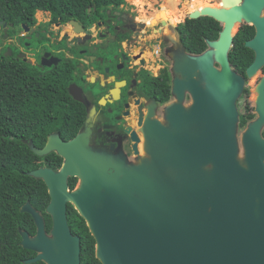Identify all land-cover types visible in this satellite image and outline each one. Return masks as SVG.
<instances>
[{"label":"water","instance_id":"obj_1","mask_svg":"<svg viewBox=\"0 0 264 264\" xmlns=\"http://www.w3.org/2000/svg\"><path fill=\"white\" fill-rule=\"evenodd\" d=\"M222 3L223 9L191 15V20L213 18L225 29L209 44L210 51L176 54L177 101L165 108L164 122L150 110L144 156L137 147L135 162L96 150L89 132L69 142L52 135L42 150L25 142L40 158L56 153L65 160L60 172L30 174L49 190L46 213L53 225L47 233L43 215L30 203L22 208L37 227L35 236L21 231L22 247L37 254L25 264H81V239L70 229L68 204L85 220L102 264H264V77L257 88V118L242 135L240 159L237 104L246 79L229 60L235 26L245 21L259 26L258 38L246 45L257 53L247 78L264 66L259 18L264 0ZM7 27L0 23V29ZM187 93L189 106L184 105ZM69 178L80 179L72 193Z\"/></svg>","mask_w":264,"mask_h":264},{"label":"flooded vegetation","instance_id":"obj_2","mask_svg":"<svg viewBox=\"0 0 264 264\" xmlns=\"http://www.w3.org/2000/svg\"><path fill=\"white\" fill-rule=\"evenodd\" d=\"M164 3L169 1L159 0L156 5L148 3L143 7L148 14L149 11H156L153 18L145 16L150 21L139 19V5L126 2L120 9H109L101 16L89 11L83 19L69 21L60 19L53 22L50 13L39 19L37 12L35 24L21 25L7 33L0 32V55L13 58L16 63L26 64L40 76L52 75L62 79L67 84V95L72 102V117L77 118L78 130L75 134L63 136L57 131L49 135L43 145H36L33 141L30 143L42 150L52 135L69 142L81 133L89 132L90 144L96 150L115 155L124 154L130 162H135L138 158L135 147L142 155L141 136L150 110L153 108L158 118L164 116L168 105L177 101L173 93L176 79L174 60L180 51L184 50L189 54L182 44L181 31L196 12L188 14L184 20H177L162 11ZM210 3L211 6L217 5L219 9H223L222 0H212ZM202 18L214 20L210 17ZM259 18L264 20V7ZM175 22L181 25L180 29ZM217 23L221 27L219 38L215 41L206 40L207 49L204 53L211 50L209 44L218 41L225 29L224 23ZM236 28L234 41L238 34H245L251 29V37L245 41L246 48L248 42L259 36V26L256 23L248 24L243 21L237 23ZM252 52L251 65L257 57V53ZM215 67L220 68V65L215 63ZM249 67L244 73L237 72L232 67L246 79V85L250 81L247 78ZM259 73L262 75L255 83L257 88L264 77V66ZM257 88L254 104L258 98ZM167 92L170 99L162 103ZM191 103L192 98L187 93L184 105L189 106ZM254 112L256 119V107ZM37 163L41 166L35 171L48 169L60 172L65 160L52 153ZM79 185V178H69L68 192H74ZM47 191L49 194L48 188ZM70 207L74 208L72 204H68V209Z\"/></svg>","mask_w":264,"mask_h":264},{"label":"trees","instance_id":"obj_3","mask_svg":"<svg viewBox=\"0 0 264 264\" xmlns=\"http://www.w3.org/2000/svg\"><path fill=\"white\" fill-rule=\"evenodd\" d=\"M125 3V0H0V23L7 24L6 31L10 32L21 25L35 24L37 12L50 13L53 22L69 21L83 19L89 11L101 16ZM220 31V25L212 19L189 20L181 31V41L189 54L202 55L207 49L206 40H217ZM250 37L251 29L238 34L230 52L231 65L240 73L253 61V52L245 47ZM66 87L62 79L40 76L26 64L0 55V264H25L37 256L21 245V231L30 236L37 233L32 216L21 212L26 204L30 203L43 215L47 233L52 230V218L46 213L51 201L46 185L30 176L41 166L37 162L42 158L25 142L43 145L54 132L63 136L77 132V118L72 117ZM169 99L167 92L162 103ZM255 117L254 109L246 103L240 127L246 128ZM68 223L73 235L81 239V264H102L96 258L95 239L73 207L68 209Z\"/></svg>","mask_w":264,"mask_h":264},{"label":"rangeland","instance_id":"obj_4","mask_svg":"<svg viewBox=\"0 0 264 264\" xmlns=\"http://www.w3.org/2000/svg\"><path fill=\"white\" fill-rule=\"evenodd\" d=\"M127 3L129 4H136L139 5L140 8L139 9V19H143L144 21L148 20L145 16H147L148 18H153V16H155L156 11H149V14L147 12L144 11L143 7L146 4H151V5H156L157 2H159V0H125ZM169 1V3H164V8L162 11L166 12V14H169L172 18L174 19H179L181 20L183 18H185V16H187L188 14H191L197 10H200L201 8H205V7H211V8H216L219 9L217 5H213L211 6L210 1L212 0H193L192 3H190L188 0H185L184 2H182L183 0H167ZM49 15V13H44V12H38L37 13V17L39 19L43 18L42 16H47ZM127 16V15H126ZM151 19H149L148 21H150ZM178 23V22H175ZM181 28V25L178 23V29ZM1 33H7L9 31H6L4 29L0 30ZM237 32V28L234 29V33ZM175 37H177L176 33ZM2 45V43H0V46ZM262 74L258 73V75H256L255 77H253L252 79H250V81L248 82V84L246 85V90L249 91V94H246V90L244 95L241 97V99L239 100L237 106H238V110L239 113L241 115V113H244L245 111V106L246 103H250V107L255 109V104L254 101L256 99V81L260 78ZM247 101V102H246ZM255 113V112H254ZM158 118H160V120L162 122H164V116H159ZM246 130V128H241L239 126V130H238V139H239V145H240V159H243V155H244V150H243V146H242V135L244 133V131ZM142 138V144H141V154L142 156L145 155L144 153V148H143V144H144V137L141 136Z\"/></svg>","mask_w":264,"mask_h":264},{"label":"bare ground","instance_id":"obj_5","mask_svg":"<svg viewBox=\"0 0 264 264\" xmlns=\"http://www.w3.org/2000/svg\"><path fill=\"white\" fill-rule=\"evenodd\" d=\"M174 1V0H173Z\"/></svg>","mask_w":264,"mask_h":264}]
</instances>
